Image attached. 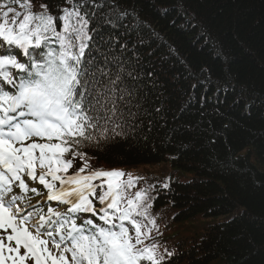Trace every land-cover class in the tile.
Masks as SVG:
<instances>
[{
	"label": "trees",
	"instance_id": "16d2710c",
	"mask_svg": "<svg viewBox=\"0 0 264 264\" xmlns=\"http://www.w3.org/2000/svg\"><path fill=\"white\" fill-rule=\"evenodd\" d=\"M116 3L129 14L119 27L101 25V33L116 38L114 55L127 42L122 58L138 57L144 103L139 118L125 126L127 135L96 137L91 151L74 160L76 167L87 161L97 170L141 169L144 179L133 183L138 191L150 188L142 192L153 214L138 247L153 245V237L165 244L176 225L190 233L200 221L199 239L175 264H264V0ZM5 4L11 2L0 0V13ZM43 5L72 7L68 0H21L16 11L22 19L29 9L44 11ZM167 170L190 178L168 177L156 190L151 179ZM134 190L128 187L125 199L135 201Z\"/></svg>",
	"mask_w": 264,
	"mask_h": 264
},
{
	"label": "snow or ice",
	"instance_id": "6c2138e0",
	"mask_svg": "<svg viewBox=\"0 0 264 264\" xmlns=\"http://www.w3.org/2000/svg\"><path fill=\"white\" fill-rule=\"evenodd\" d=\"M68 2L71 8L43 5L45 10L39 13L29 9L22 19L13 7L0 13V264H165L155 245L138 247L143 233L132 213L145 193L136 192L135 201L129 199L127 208L120 207L123 193L133 183L119 180L125 173L85 175V161L68 174L73 160L85 155L72 149L93 140L94 133L106 141L127 135L125 126L139 118L144 103L138 57L122 58L129 51L127 42L120 45L121 55H114L116 38L101 33V25L119 27L129 13L116 0ZM86 5L91 9L84 10ZM90 24L95 26L89 28ZM53 43L59 50L50 46ZM18 116L25 118L18 120ZM66 153L73 159H66ZM37 163L47 169L38 178L49 190L48 200L70 207L64 213L49 207V216H40L33 234L25 224L31 213L25 215L16 203L21 197L12 195L5 202V195L13 192V181L27 192L21 173L35 180ZM101 177L108 179L93 183ZM31 191L39 194L36 188ZM92 197L101 207L97 209ZM98 213L103 225L94 223ZM129 220L131 226L126 227L123 221ZM132 226L135 237L130 233Z\"/></svg>",
	"mask_w": 264,
	"mask_h": 264
},
{
	"label": "rangeland",
	"instance_id": "374dc122",
	"mask_svg": "<svg viewBox=\"0 0 264 264\" xmlns=\"http://www.w3.org/2000/svg\"><path fill=\"white\" fill-rule=\"evenodd\" d=\"M42 171L45 170V168L41 169ZM141 169L138 168L137 171H140ZM166 171V170H165ZM166 174L170 175V180L171 181H181V182H185L187 180H189L190 178V175L187 174V173H180V172H176V171H173V172H170L169 170H167V172H165ZM104 179H108L107 177H104ZM29 202L25 203L24 204V214L27 215L28 213H31V220H29L28 222H34L35 220L37 219H40V216L43 215L45 217L49 216V214H47V212H44L42 210H37L36 206H29ZM15 211V210H14ZM236 213V212H235ZM234 214V213H233ZM231 218V214L229 215H225V216H220V217H216V218H212V219H208V226L210 225H214L216 223H222V222H225L227 221L228 219ZM53 219H56V217L53 216ZM35 224H37L36 222L33 224V227L31 228L30 231L33 232V234H36V228H35ZM175 229H178V227H175ZM179 236L178 237H175V242L178 240L180 242V246L181 248H186V245H189V243L194 239L193 235L191 234H184L182 231H179ZM43 233H41L42 235ZM197 238V237H196ZM52 243L49 242V248L52 247ZM180 247L177 248V250L179 249ZM54 250H57V249H54ZM57 254V253H55Z\"/></svg>",
	"mask_w": 264,
	"mask_h": 264
}]
</instances>
